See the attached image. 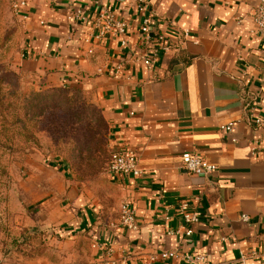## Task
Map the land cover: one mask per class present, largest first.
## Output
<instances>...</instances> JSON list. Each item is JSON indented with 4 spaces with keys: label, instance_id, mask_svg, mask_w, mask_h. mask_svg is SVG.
Here are the masks:
<instances>
[{
    "label": "crops",
    "instance_id": "1",
    "mask_svg": "<svg viewBox=\"0 0 264 264\" xmlns=\"http://www.w3.org/2000/svg\"><path fill=\"white\" fill-rule=\"evenodd\" d=\"M139 1H20L28 40L20 52L23 67L53 87L86 92L107 124L110 149L133 151L141 172L136 179L108 174L122 202L134 208L133 230L118 227V213L101 215L71 183L65 218L40 222L57 226L64 220V228L50 229L51 241L62 234L64 244L55 256L33 255L28 264H106L104 252L91 248L99 241L122 264H143L155 251L176 249L204 254V264H264V130L248 126L241 102L264 71V38L251 20L260 0H142L151 36L163 35L176 48L150 70L117 41L89 38V24L106 9L125 19L129 43H136ZM73 9L84 10L89 24L69 21ZM178 55L184 61L171 66ZM230 122L232 133L225 136L219 127ZM254 141L258 154L251 152ZM185 152L198 153L217 171L186 173ZM183 202L200 213L189 237L182 235L178 213Z\"/></svg>",
    "mask_w": 264,
    "mask_h": 264
},
{
    "label": "rangeland",
    "instance_id": "2",
    "mask_svg": "<svg viewBox=\"0 0 264 264\" xmlns=\"http://www.w3.org/2000/svg\"><path fill=\"white\" fill-rule=\"evenodd\" d=\"M20 1L0 0V125L2 136L10 140L0 149V264L18 259L28 264L27 254L34 248L44 256L56 255L63 235L51 241L50 229L64 228L65 221L42 227L40 222L53 215L65 218L72 206L67 189L71 183L88 205L99 206L101 215H119L122 204L121 191L107 174L112 151L108 133L90 96L83 98L74 87L56 92L23 67L20 52L28 40ZM44 103L68 109L71 117L83 115L82 123L74 126L68 120L56 135L51 122L60 110L43 111Z\"/></svg>",
    "mask_w": 264,
    "mask_h": 264
},
{
    "label": "built area",
    "instance_id": "3",
    "mask_svg": "<svg viewBox=\"0 0 264 264\" xmlns=\"http://www.w3.org/2000/svg\"><path fill=\"white\" fill-rule=\"evenodd\" d=\"M20 5L23 6V3L20 2ZM137 9L142 17L139 24L138 39L134 44L129 43L128 23L112 11L103 9L95 16L91 24L87 23L86 13L82 9L71 10L67 15V19L76 24H89V38L92 37L95 40L108 38L117 41L121 51H128L133 62L139 63L145 69L150 70L161 54H167L176 48L172 47L170 41L163 35L151 36L150 19L144 1H139ZM251 20L256 29V34L264 38V0H260ZM185 36H187V33H185ZM122 70V64L117 66L115 75H120ZM259 76L258 85L255 86L256 90L244 91L241 102L248 126L253 129L264 130V71ZM233 126L234 124L230 122L220 126L219 130L227 136L232 133ZM232 141L235 142L234 139ZM258 146V141L252 143V154H258L261 151ZM181 168L188 174L201 176H209L217 171L215 165L209 164L196 152H185L181 155ZM107 174L119 175L124 178L136 179L140 177L141 172L134 152L126 149L112 150L107 165ZM178 213L183 227L182 235L189 237L192 234L191 227L198 222L200 213L196 208H192L185 202L179 205ZM134 218L135 212L132 204L124 200L119 209L118 227L122 230H133L135 228ZM241 219L244 222L247 221L245 216H242ZM175 234H180V231H176ZM91 248L100 253L104 252L107 257L106 264H122L112 258L114 251L105 241L92 243ZM205 261L206 256L204 254L197 252L183 253L176 249L155 251L146 257L143 264H204Z\"/></svg>",
    "mask_w": 264,
    "mask_h": 264
},
{
    "label": "trees",
    "instance_id": "4",
    "mask_svg": "<svg viewBox=\"0 0 264 264\" xmlns=\"http://www.w3.org/2000/svg\"><path fill=\"white\" fill-rule=\"evenodd\" d=\"M181 56L182 55H178V57H174V58H172L171 59V61H170V65L172 66V65H175V64H177L178 62H180L181 60L182 61H184V58H181ZM54 88H56V89H54L56 92H60V90L61 89H65L66 87H54ZM73 90V89H72ZM80 94H82V97L83 98H86L87 96H89L86 92H84L83 90H81L80 89ZM86 96V97H85ZM65 97H58L57 98V100L59 101V102H61V101H63V100H65L64 99ZM49 99V98H48ZM27 107V106H26ZM34 105L29 109L30 111H32L33 109H34ZM95 108H97L96 106H95ZM43 111H45V110H47V111H51V110H56V111H59L60 113L57 115V117H56V120H53L52 122H51V124H52V130H53V132L56 134V135H60L61 134V132H62V130L66 127V125L68 126L69 125V121L70 122H72L73 123V125L74 126H77V125H80L81 123H82V119H80V117H82L83 115H74L73 117H71V116H68V112H69V110L68 109H66V108H64V109H62L61 110V108L60 107H58V106H54V107H47V103H44V105H43ZM98 109V108H97ZM46 111V112H47ZM98 111H99V109H98ZM100 112V111H99ZM66 116H68V118L66 117ZM100 118H101V122H102V127H103V131L104 132H106V133H108V128H107V124L105 123V121H104V119L102 118V116H101V114H100ZM69 120V121H68ZM4 126L3 125H0V149L1 148H4V147H6V146H4L5 144H7V142L9 143L10 142V140L8 139V138H5V137H3L2 135H4L3 134V130H4V128H3ZM60 141V139H56V142H59ZM105 145H107V142L105 141V143H104ZM110 157V156H109ZM108 162H109V160H108ZM107 165H108V163H107ZM0 173H1V171H0ZM42 251L41 250H37V249H33V251H32V253L31 254H27V256H28V258L29 257H32L33 255H43L42 253H41Z\"/></svg>",
    "mask_w": 264,
    "mask_h": 264
}]
</instances>
